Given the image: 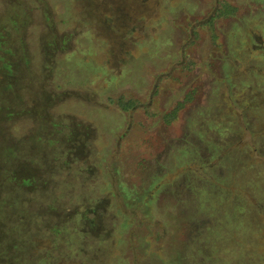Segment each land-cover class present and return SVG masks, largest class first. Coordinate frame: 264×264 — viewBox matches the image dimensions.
Returning <instances> with one entry per match:
<instances>
[{
    "label": "rangeland",
    "instance_id": "374dc122",
    "mask_svg": "<svg viewBox=\"0 0 264 264\" xmlns=\"http://www.w3.org/2000/svg\"><path fill=\"white\" fill-rule=\"evenodd\" d=\"M0 259L264 264V0H0Z\"/></svg>",
    "mask_w": 264,
    "mask_h": 264
},
{
    "label": "trees",
    "instance_id": "16d2710c",
    "mask_svg": "<svg viewBox=\"0 0 264 264\" xmlns=\"http://www.w3.org/2000/svg\"><path fill=\"white\" fill-rule=\"evenodd\" d=\"M225 9H221V13L220 14H226V13H228V11H225ZM126 105H128V107H130V105H132V102H130V103H126ZM123 106H125L124 104H123ZM32 181L29 179V178H26V179H24V183L25 184H27V185H29L30 183H31ZM0 262H2V260L0 259Z\"/></svg>",
    "mask_w": 264,
    "mask_h": 264
},
{
    "label": "flooded vegetation",
    "instance_id": "af4514ba",
    "mask_svg": "<svg viewBox=\"0 0 264 264\" xmlns=\"http://www.w3.org/2000/svg\"><path fill=\"white\" fill-rule=\"evenodd\" d=\"M134 31V30H133ZM133 31H130L128 34H127V38L129 39V41L131 40V39H133V37H132V35H133ZM129 34H131V35H129ZM123 37L125 36V35H122ZM130 36H131V38H130ZM128 41V40H127ZM104 43H106V41H103ZM260 43V42H259ZM256 46H258L257 44H256ZM261 48V47H260ZM260 50V49H259Z\"/></svg>",
    "mask_w": 264,
    "mask_h": 264
}]
</instances>
